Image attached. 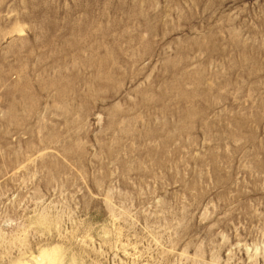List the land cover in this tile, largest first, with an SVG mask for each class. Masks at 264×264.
Wrapping results in <instances>:
<instances>
[{"label":"rangeland","instance_id":"obj_1","mask_svg":"<svg viewBox=\"0 0 264 264\" xmlns=\"http://www.w3.org/2000/svg\"><path fill=\"white\" fill-rule=\"evenodd\" d=\"M0 264H264V0H0Z\"/></svg>","mask_w":264,"mask_h":264}]
</instances>
